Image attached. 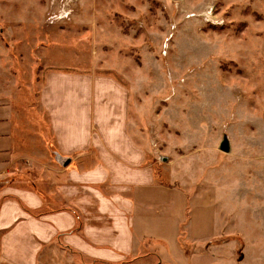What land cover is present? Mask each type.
<instances>
[{"label": "crops", "instance_id": "obj_1", "mask_svg": "<svg viewBox=\"0 0 264 264\" xmlns=\"http://www.w3.org/2000/svg\"><path fill=\"white\" fill-rule=\"evenodd\" d=\"M33 58L0 50V264H195L200 249L216 264L249 242L264 256V178L193 192L157 174L163 78L155 100L146 65L123 80Z\"/></svg>", "mask_w": 264, "mask_h": 264}, {"label": "rangeland", "instance_id": "obj_2", "mask_svg": "<svg viewBox=\"0 0 264 264\" xmlns=\"http://www.w3.org/2000/svg\"><path fill=\"white\" fill-rule=\"evenodd\" d=\"M0 35V50L21 52L30 66L35 56L53 72L83 67L124 80L115 69L146 65L147 98L163 78V139L151 161L165 182L202 192L204 178L226 177L248 191L264 178V0H0ZM170 118L177 138L168 135ZM250 245L214 260L264 264ZM202 251L195 264H211Z\"/></svg>", "mask_w": 264, "mask_h": 264}, {"label": "water", "instance_id": "obj_3", "mask_svg": "<svg viewBox=\"0 0 264 264\" xmlns=\"http://www.w3.org/2000/svg\"><path fill=\"white\" fill-rule=\"evenodd\" d=\"M174 1H180V0H174ZM221 151L227 153L229 151V146L227 143H223L220 147Z\"/></svg>", "mask_w": 264, "mask_h": 264}]
</instances>
